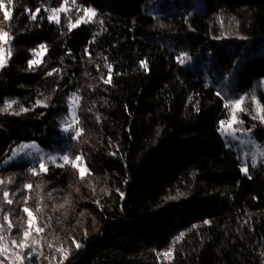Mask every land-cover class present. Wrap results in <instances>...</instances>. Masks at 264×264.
<instances>
[{"label":"trees","instance_id":"obj_1","mask_svg":"<svg viewBox=\"0 0 264 264\" xmlns=\"http://www.w3.org/2000/svg\"><path fill=\"white\" fill-rule=\"evenodd\" d=\"M61 2L5 0L12 19L0 29L12 51L0 69V108L16 103L0 112V234L19 241L28 208L43 231L24 264H59V248L70 253L64 264H264V158L244 174L218 130L231 116L225 102L243 95L237 127L264 143L253 119L256 101L264 105V52L255 51L264 0H201L186 13L171 0H76L96 15L75 28L67 25L80 15L75 6L59 24L46 17L42 7ZM37 7L31 20L25 9ZM73 93L82 135L67 148L60 124ZM31 140L81 156L85 177L70 164L39 175L26 161L2 165Z\"/></svg>","mask_w":264,"mask_h":264},{"label":"snow or ice","instance_id":"obj_2","mask_svg":"<svg viewBox=\"0 0 264 264\" xmlns=\"http://www.w3.org/2000/svg\"><path fill=\"white\" fill-rule=\"evenodd\" d=\"M13 0H7V4H12ZM69 4V0H62V3L59 5V7H51L48 9H45V11L48 12V19L51 22L60 23V13H67L70 9L68 7H66V5ZM71 4L75 7H77V10H79V6L76 4V0H71ZM0 11H3L4 13V20L5 21H9L12 19L11 14L9 11L6 10V3L5 0H0ZM41 11L40 7H37L35 9V11H31L30 9H25V12L30 13L29 18L31 20H36L37 19V13H39ZM85 15L81 16L79 18H77V20L75 21V23H72L69 25V28H75L78 27L81 23H89L91 22V20L93 19V17L96 15V12L94 9L91 8H85L83 9ZM43 18V17H41ZM70 19V18H69ZM9 37V33L4 31L3 29H0V69H2L3 67H5L7 60L4 56V52H5V48L4 45H7L9 40L7 39ZM40 49H46V45L41 44L39 45ZM33 52L34 55H38L39 53H37V50L33 49L30 50ZM7 54L8 56H11V48H7ZM185 58H187V54H181V57H178V60L180 63H184ZM41 63L40 60H29L28 64L29 67L32 68L33 65H39ZM141 66L144 68H147V64L146 62H141ZM106 67L109 68V79H105L104 83H111V65H106ZM53 71H58L56 69H54ZM48 75H52L51 72L48 73ZM217 95H219V92L217 93ZM76 100H78L79 98L76 96V93H73V97ZM70 98V99H72ZM245 96H241L238 100H227L225 102V107L230 108L231 110V116L229 121H220V128L218 130L225 132L227 135H232L235 138V132L236 129L232 128L233 124H242L243 121L239 120L237 118L238 113L240 112H245L247 111L246 108H244L243 102L245 101ZM253 100H255V96L253 95L251 97ZM16 103V101H11L5 102V105L3 108H0V112H7L12 104ZM38 104L43 103L42 101H37ZM256 110L257 112L261 113L258 116H254L253 119H259L262 123H264V105H261V103L259 101H256ZM21 112H27L28 109L26 108H21L20 110ZM15 115H19L20 112H16L14 113ZM99 119V118H98ZM71 130V125H69V127L64 128L65 132H69ZM250 131V130H249ZM82 135V129L81 130H76L75 131V135L72 137L73 139H76L78 137H80ZM247 143H254L253 141H251V139H249L247 141ZM25 148H31V149H35L37 153L40 152L39 146L35 144V142L31 143V144H25V145H21L19 146V148L17 150L13 151V156L18 155L19 152H22ZM261 146L257 145V152L252 153V166L255 167L256 164V158L257 155L264 157V150H260ZM27 155L31 156L32 153H27ZM13 157H9V159H12ZM61 159L63 160V164H59L57 165V167H64L67 164H70L72 167L77 168L79 170V175L80 178L83 179L87 173V169L86 167L82 168L77 164V161H81L82 157L81 156H76L75 160L70 159L68 154H65L61 157ZM48 160L55 163V157L49 155L48 156ZM30 171L32 172L33 175H39L40 173H46L48 171V168L45 164V162L43 160L40 161V171L37 172L35 168L30 169ZM242 171H244L245 173H247L248 169L247 166H245L244 168H242ZM9 183H11V180L8 181ZM4 183V181H0V184ZM26 188L31 189L32 185L31 184H26L25 185ZM123 195V194H121ZM8 193L5 192L4 193V197L7 198ZM7 203L11 204L12 201L11 200H7ZM67 203V201H66ZM24 212L27 213L29 219H28V227L23 229L22 232V238L17 241L15 239H12L9 242V246H15V249H30V251L27 252L26 255H22L20 251H13L11 256H12V260H13V264H23V261L25 259L30 258L33 253L36 252V248L35 245L37 243H39V241H37L36 239H32L31 241H29V237L32 234V230H33V213L28 209L25 208ZM5 220L8 219L7 215H5L4 217ZM204 223H209V221H204ZM13 227H16V225H13L11 222H9L8 224V228L9 230ZM3 230V225H0V231ZM36 232H41L43 231L42 228H35ZM183 233H181L178 237H176V240H179L180 238L183 237ZM6 240V237L3 235H0V256L5 257L6 259L8 258V254H9V248L8 246H5L4 241ZM75 247L76 248H81L83 245L80 243L75 242ZM49 247H52V245L50 244ZM57 251L62 253V259L59 261V264H64V260L68 259V256L70 255V253L68 252V250L64 249V248H59L57 249ZM173 253V249L170 248L168 251L162 253V255L165 258H171ZM0 264H4V260H0Z\"/></svg>","mask_w":264,"mask_h":264},{"label":"rangeland","instance_id":"obj_3","mask_svg":"<svg viewBox=\"0 0 264 264\" xmlns=\"http://www.w3.org/2000/svg\"><path fill=\"white\" fill-rule=\"evenodd\" d=\"M171 1L173 2L174 6H175V9L178 12H180V13H186L187 10L198 9L199 6L201 5V0H188L187 7L181 6V4L182 5L184 4V0H171ZM51 7H59V5L58 6H43L42 7L43 8V11L45 12L47 18H48V12L45 11V9H48V8H51ZM66 7H68L70 9L69 11H71V9L74 7L71 4V0H69V4L66 5ZM85 8L94 9L93 7L79 8L80 15L77 18L85 15V13L83 11V9H85ZM6 10L9 11L7 8H6ZM69 11L67 13H63V12L60 13V19H61L62 15L69 14ZM95 12H96V10H95ZM150 12L152 14L160 13V9H159L158 5L155 6L153 9H151ZM76 20L77 19H75L73 21L67 22V25L69 26L70 24L75 23ZM4 22H5V20H4V13H3V11H0V24L2 25V27L4 25ZM81 24H87V23H81ZM7 39L9 40V42H8L7 45H4V48H5L4 56H5L6 60L9 57L8 54H7V48H9V47L11 48V40H12L11 37H8ZM260 44H261L259 46L260 48L259 49H256L255 51H257V52L258 51L259 52H264V42H262ZM37 53H39V54L38 55H35V58L34 59L35 60H40V57L44 53V49H40L39 48L37 50ZM195 63H197V60L192 61V62H187V65L190 68H192V70H195ZM207 64L208 63L203 62L202 64L197 65L198 67L196 69L199 70V71H201V70L202 71H205L206 68H207ZM241 96H243V95H240L239 97H236V98L231 99V100H238ZM72 97H73V95L70 98H72ZM70 98L68 100V104H69L68 113H67L66 117L64 118V120L61 121V124H60L61 137L64 140L65 146L67 148L75 140V139L72 138L75 135V131L76 130H79L78 129V119H77V110H78V106H79V99L76 100L75 98H72V99H70ZM256 112H257V110H256ZM260 114L261 113L257 112V116L260 115ZM237 118L239 119L238 116H237ZM227 121H229V120H227ZM69 125H71V130L69 132H65L64 131V128L69 127ZM237 126H238V123L232 125V128L236 129L235 138L232 135H227L225 132H222V131H220V132H221V135H222V137H223V139L225 141L226 146H230V147H234L235 148L237 158L239 159V161L241 163V170H242V168H244L245 166H247V169H248L247 173H245L244 171H242V172L244 174H248L249 173V170H250V167H252V153L257 152V145L261 146V149L260 150H264V143L257 141L251 131L241 130ZM219 128H220V126H219ZM249 139H251V141H253L254 143H247V141ZM33 142H35V144L39 146V149H40V152L39 153H37L35 149L25 148L22 152H19L18 155L13 156V151L14 150H17L19 148V146L25 145V144H31ZM66 147H64L63 148V151H61L59 149V147H56V145H53L50 148H46V147H43L37 141H34V140H31V141H23V142H20L19 144H17L15 147L12 148V150L9 152V154L4 159L2 165H5V164L10 163V162H13V161H26L29 164H36L37 166L40 167V161L41 160H43L45 162L46 166L48 164H51V165L63 164L64 162L61 159V157L63 155H65V154H68V150L66 149ZM27 153H32V155L29 156V155H27ZM49 155L55 157V163H53V162H51V161L48 160V156ZM9 157H13V158L12 159H9ZM263 158L264 157H261V156L257 155L256 164L255 165H257L259 163V161L261 159H263ZM72 160H75V158L72 159ZM77 164L80 167H82V168L86 167L85 164H84V162H83V160L77 161ZM38 238H39V233L35 231V227L33 226L32 234L29 237V241H31L32 239H36L37 241H39ZM9 242L10 241L7 238L4 241L5 246H8V248H9L8 258L6 259L5 257L0 256V260H4V264H13V260H12V256H11V254H12L13 251H20L22 255H26L27 252L30 251V249H15V246H9ZM38 245H39V243H37L35 245V248H36V246L38 247ZM26 260L27 261H30V258L25 259L23 261V264H24V262Z\"/></svg>","mask_w":264,"mask_h":264},{"label":"water","instance_id":"obj_4","mask_svg":"<svg viewBox=\"0 0 264 264\" xmlns=\"http://www.w3.org/2000/svg\"><path fill=\"white\" fill-rule=\"evenodd\" d=\"M40 107H45V105H44V103H40V104H38Z\"/></svg>","mask_w":264,"mask_h":264}]
</instances>
